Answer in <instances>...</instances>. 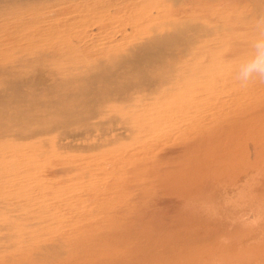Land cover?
<instances>
[{"label": "bare ground", "instance_id": "bare-ground-1", "mask_svg": "<svg viewBox=\"0 0 264 264\" xmlns=\"http://www.w3.org/2000/svg\"><path fill=\"white\" fill-rule=\"evenodd\" d=\"M158 1L159 10L147 18L159 23L138 34L140 40L131 43L126 52L65 59L59 57V48L75 46L76 37L68 33L63 37L66 40L53 38L51 22L35 27L30 18L65 12L69 10L64 7L67 0H0V16L6 15L0 25V148L5 149L3 140L21 142L12 152L17 160L26 150L37 149L41 159L75 141H83L78 147L90 151L98 143L135 135L141 131L133 126L136 118L110 114L107 102H129L139 94L131 90L139 91L147 81L165 85L175 79L193 85L188 109L193 117L183 124L186 133L192 134L190 139L181 144L165 140L153 154L142 158L122 152L112 159L115 168L104 191L107 203L98 206L103 213L95 224L80 222L78 226L82 235L90 231L93 245L86 257L93 264H150L155 255L178 253L186 258L196 251L227 259L219 249L224 243L219 242L220 237L209 239L199 232L194 236L162 235L148 223L117 215L129 209L132 200L156 193L180 202L208 180L210 185L217 183L221 193H233V199L224 202L226 209L232 208V224L255 226L261 220L264 224V80L242 87L235 79L238 63L250 51L255 19L264 14V0ZM13 2H19V8L33 6L30 15L18 12V7L4 12L3 5ZM79 3L90 6L102 1ZM105 7L102 4V14L111 18L112 12ZM91 56L95 57L92 61ZM77 66L81 72L75 71ZM182 108L181 112L186 111L184 103ZM86 141L93 143L85 146ZM29 163L30 170L41 167ZM43 168L51 170L50 177L78 171L58 158ZM86 190L97 192L99 188L92 185ZM82 235L79 242H83ZM34 246L48 249L44 241Z\"/></svg>", "mask_w": 264, "mask_h": 264}, {"label": "rangeland", "instance_id": "rangeland-1", "mask_svg": "<svg viewBox=\"0 0 264 264\" xmlns=\"http://www.w3.org/2000/svg\"><path fill=\"white\" fill-rule=\"evenodd\" d=\"M101 1L99 5L91 3L87 6L80 4L79 0H67L64 7L69 10L43 18L33 16L30 21H34L35 27L46 21L51 22L49 32L53 38L58 37L61 41L66 40L63 37L68 33L70 37H76L75 46L59 48V57L65 59H83L82 54L90 53L126 52L131 43L140 40L139 36L152 28L153 23H159L147 18L153 11L159 10L158 0H136L131 3L127 0ZM102 4L112 12V19L102 14ZM18 6L19 2H13L3 5L2 9L8 13ZM26 6L18 7L17 11L27 12L25 16L30 15L33 6L29 9ZM5 16H0V25L4 24ZM128 26L132 27L131 31ZM94 58L91 56L89 60ZM81 70L77 66L75 71ZM192 90L193 85L185 80L173 79L165 85L147 81L139 91L131 90V93L139 94H134V99L129 102H107L110 114H127L136 118L133 126L141 131L109 143H98V147L90 151L78 147L83 141H75L58 154L48 153V156L42 155L38 159L37 149L33 152L26 150L24 157L17 160L12 157V152L22 145L21 142L3 140L5 149L0 148V264H93V260L89 261L86 257L93 245L89 240L90 231L82 235L78 226L80 222L95 224L103 213V208L98 206L107 203L104 191L109 174L115 168L112 159L122 152L142 158L146 153L153 154L155 147L164 144L165 140L168 144H181L187 138L190 139L192 134L186 133L183 124H188L193 117L188 113ZM182 103L186 107L184 112H181ZM88 143L93 142L86 141L84 145ZM56 158L72 163L78 171L50 177L51 170L46 171L42 167ZM30 160L39 164L40 169H34L33 166L31 172ZM210 184L208 180L204 188L198 187L180 202L159 193L144 197L143 200L136 198L129 209L120 210L117 215L138 224L148 223L154 230H160L162 235L194 236L195 232H199L209 239L220 237L219 242H224L219 245L220 252H225L229 259H218L196 251L193 256L186 258L178 253L171 257L155 255L150 264H209L210 261V264H264L262 220L255 226L232 224L233 220H229V216L233 215L232 208L226 209L224 202L233 199V193H221L217 183ZM92 185H97L99 190H86ZM221 195L226 196L223 198ZM252 214L259 219L256 211H252ZM79 235L84 237L83 242L78 241ZM40 241L48 243V249L39 250L34 246ZM56 249L62 254H54Z\"/></svg>", "mask_w": 264, "mask_h": 264}, {"label": "clouds", "instance_id": "clouds-1", "mask_svg": "<svg viewBox=\"0 0 264 264\" xmlns=\"http://www.w3.org/2000/svg\"><path fill=\"white\" fill-rule=\"evenodd\" d=\"M254 32L250 51L235 70V79L242 87H247L257 80H264V14L255 19Z\"/></svg>", "mask_w": 264, "mask_h": 264}]
</instances>
